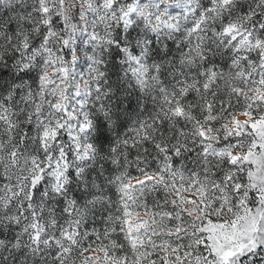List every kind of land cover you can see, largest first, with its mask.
<instances>
[{
    "label": "clouds",
    "instance_id": "obj_1",
    "mask_svg": "<svg viewBox=\"0 0 264 264\" xmlns=\"http://www.w3.org/2000/svg\"><path fill=\"white\" fill-rule=\"evenodd\" d=\"M262 81L264 0H0V264H264Z\"/></svg>",
    "mask_w": 264,
    "mask_h": 264
},
{
    "label": "snow or ice",
    "instance_id": "obj_2",
    "mask_svg": "<svg viewBox=\"0 0 264 264\" xmlns=\"http://www.w3.org/2000/svg\"><path fill=\"white\" fill-rule=\"evenodd\" d=\"M225 31H227V29H225ZM233 39H235V37H233ZM262 83H264V81H262ZM177 111L179 112L180 110L177 109ZM245 127L252 134H254L257 137V139H259L260 137H264V117L251 121ZM44 135H47V133H44ZM201 135H203V133H201ZM253 146L257 147V151H259L261 148H264V144H259L257 146L254 143ZM230 155H231V158L233 161L238 159V154H234V155L230 154ZM250 155H251V151L246 153L244 158L247 160ZM253 163H255V161H253ZM147 179H151V177H148ZM125 187H127V185H125ZM193 202H194L193 199L191 197H189L187 200V203H193ZM168 215L171 216V213H168ZM170 223L174 224L175 222L170 221ZM206 223L210 227H202L201 231L206 232V233H212V234L207 236V242H211L213 239H215L216 244L211 245L213 254L217 255L220 258L219 264H228V257L232 255V252L230 249L224 248V242H227L228 240L232 239L233 237L230 236L229 234L225 233V232H220L219 235H215L217 229H224L225 228V225L223 223L217 224L211 220L206 221ZM143 224H144V222H138L137 225H131L128 229L129 233L131 234V232L133 231V228L143 227ZM232 226H233V228L236 227L235 221H233ZM178 230L179 229H177V231ZM153 264H155L154 261H153ZM161 264H168V262H167V260L162 259Z\"/></svg>",
    "mask_w": 264,
    "mask_h": 264
}]
</instances>
